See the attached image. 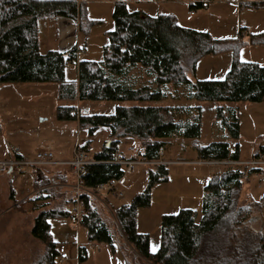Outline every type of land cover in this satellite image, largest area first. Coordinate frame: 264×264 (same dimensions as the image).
Here are the masks:
<instances>
[{
    "label": "trees",
    "instance_id": "trees-1",
    "mask_svg": "<svg viewBox=\"0 0 264 264\" xmlns=\"http://www.w3.org/2000/svg\"><path fill=\"white\" fill-rule=\"evenodd\" d=\"M78 1L0 0V86L56 83L59 100L71 103H157L166 98L162 86L170 84L185 87L189 100L264 102V66L239 60L242 48L264 46V32L245 36L241 30L237 39L215 40L207 32L180 26L173 15L152 17L140 11L131 12L125 3L120 2L114 8L115 29L109 33L103 61L79 60L77 48L68 52L43 53L41 20L73 19L79 22L82 32H87L90 24L86 19L84 0H80L82 3ZM256 1L243 2L240 6L243 9H264V0ZM205 6L198 2L190 4L191 9H204ZM226 52H232L234 60L225 79L192 81L188 78L196 72L202 58ZM69 64L77 66L76 81L67 79ZM138 67L155 79L156 89L148 85L135 87L131 72ZM76 111L75 106H62L57 109V117L61 121L79 122L80 130L91 136L100 128L110 131L109 140L102 148H95L93 154L100 163L85 167L83 181L87 188H97L122 177V168L104 162L112 161L125 141L137 142L136 150L141 158L155 160L166 141L172 138L199 139L202 134V108L117 107L109 116L90 114L80 117L73 115ZM228 111L227 116L219 110L218 119L231 139L238 141L241 133L238 110ZM86 145L93 144L88 142ZM260 152L264 155V149ZM196 153L199 161H241L239 144L231 151L228 142L197 146ZM254 158L255 155L249 160ZM38 172L44 174L45 184H51L55 189L45 190L35 202L47 201L52 192L66 202L64 208L58 210H43L47 204L34 208L40 213L34 220L32 236L45 246V254L34 264H56L59 244L53 241L50 221L70 219L68 206L74 202L71 186L75 176L69 167L38 169L35 175ZM168 172L167 165L150 168L148 189L130 204L118 208L112 204L118 199L107 198L108 209L83 194L81 200L85 211L80 226L87 231L89 241L115 249L122 236L136 256L151 264H264V234L262 229L253 227L257 221L253 210L264 212V198L255 201L250 194L243 195L247 179L262 172L251 167H229L210 180L205 187L200 223L197 222V213L192 210L164 216L161 246L153 254L149 236L137 230V214L139 209L150 206L151 188L166 182ZM248 198L251 202L247 201ZM86 257V249L80 248V262Z\"/></svg>",
    "mask_w": 264,
    "mask_h": 264
},
{
    "label": "rangeland",
    "instance_id": "rangeland-1",
    "mask_svg": "<svg viewBox=\"0 0 264 264\" xmlns=\"http://www.w3.org/2000/svg\"><path fill=\"white\" fill-rule=\"evenodd\" d=\"M84 0L86 19L90 26L82 32L81 59L101 62L104 50L109 44V33L114 31V8L123 2L129 11L145 12L157 17L160 14L176 13L178 23L184 28L207 32L215 40L237 39L242 16H238L239 0H183L155 3L153 0ZM193 2H202L204 9H191ZM193 12V14H192ZM64 18V17H63ZM41 51L53 49L57 24L53 20H41ZM85 45V48L83 47ZM84 49L87 51L85 54ZM233 53L226 52L202 58L194 74L188 75L192 81L223 80L231 69ZM239 60L258 62L264 65V46H247L241 49ZM131 80L135 87L144 85L156 89L155 79L140 67L133 69ZM67 79L76 81L78 70L70 64L66 69ZM166 98L157 103L150 102H83L80 107H87L91 115H112L117 107H192L202 108V134L199 139L172 138L166 141L161 149L163 159L172 162L168 166V180L151 188V204L141 208L137 214V230L150 238V250L157 253L161 246L162 219L164 216L177 215L183 210L197 213L200 223L202 218L205 187L218 173L225 172L229 165L207 164L198 160L196 147L208 146L214 142H228L231 151L239 144L242 160H249L251 151L262 142L264 146V102L263 103H229L202 102L187 99L185 87L174 85L162 86ZM71 102L58 99L56 83H13L0 86V160L8 159L13 152L33 158L43 148H51L57 154L69 156L71 146L77 139L78 131L75 122L61 121L57 109L61 106H72ZM237 109L241 122V133L238 141H233L218 119V111L223 110L228 116L229 109ZM78 111V109H77ZM80 112L82 110H79ZM196 114V113H195ZM110 131L100 128L93 136L87 131L80 133L82 145L91 142L100 149L109 140ZM126 148L137 146L135 141H125ZM137 149V148H136ZM260 152V146L257 147ZM74 158V152L73 156ZM69 159V160H72ZM244 168V167H241ZM56 170V169H55ZM55 170H52L53 172ZM44 174L38 172L33 176L29 170L26 175H0V264H34L45 254V246L32 236L35 218L40 210L37 206L47 204L43 210L64 208L65 200L52 192L47 201L37 200L45 190L55 189L45 184ZM150 168L138 167L127 175L124 188L125 197L112 201L115 208L130 204L133 199L148 189ZM59 179H57L58 181ZM245 183L244 196L251 195L255 201L264 198V181L258 174L251 175ZM54 191V190H53ZM248 202L251 200L248 198ZM247 203V202H245ZM244 204L243 202L241 203ZM107 208L109 206L107 205ZM72 210L68 206V211ZM42 211V210H41ZM111 213V212H110ZM253 227L262 229L264 234V212L253 210ZM53 241L58 245L70 246V260L56 264H151L143 261L127 241L121 236L115 249L107 244L90 242L87 231L71 223L69 218L50 221ZM80 248L86 249V260L80 262ZM155 248V251H153Z\"/></svg>",
    "mask_w": 264,
    "mask_h": 264
},
{
    "label": "built area",
    "instance_id": "built-area-1",
    "mask_svg": "<svg viewBox=\"0 0 264 264\" xmlns=\"http://www.w3.org/2000/svg\"><path fill=\"white\" fill-rule=\"evenodd\" d=\"M165 1L167 0H153V2L155 3ZM248 1L250 0H239V4ZM204 8H206V6ZM87 113V109H84L82 112H80L79 110L74 112L73 115L80 117L81 115ZM95 150L96 149L93 145L87 146L79 143L74 149V158H72V160H58L55 156V153L49 149L39 150L33 158L23 157L18 154L17 150L13 152V155L10 158L0 160V175L11 174L24 176L29 170H31L33 172V176H36L34 172L38 169L69 167L75 176L74 184L73 186H71V188L74 190V202L71 205L72 210L70 221L72 224L80 226L85 211L84 203L81 200V196L83 194L91 196L107 207V198L119 200L125 197L126 193L123 187H125L127 184L126 177L128 174L133 173L138 167L145 166L148 168H155L158 166H169L172 163L164 160L161 153L155 160L143 159L138 156V152L133 146L128 148L129 154L118 150L115 153L114 159L112 161L104 163L113 164L122 168L124 172L122 177L112 179L105 184L99 185L97 188H87L83 181V176L85 175V167L100 163L93 157ZM255 156L256 158L247 161H201V163L211 164L214 162L215 164L217 163L219 165L261 169L262 172L258 175L262 179V181H264V155L261 152H258ZM69 253L70 248L68 245H59L58 261L60 263L69 262Z\"/></svg>",
    "mask_w": 264,
    "mask_h": 264
},
{
    "label": "crops",
    "instance_id": "crops-1",
    "mask_svg": "<svg viewBox=\"0 0 264 264\" xmlns=\"http://www.w3.org/2000/svg\"><path fill=\"white\" fill-rule=\"evenodd\" d=\"M251 1L255 2L256 0H250L248 2H251ZM78 2L82 3L80 0ZM105 2H108L110 4L111 2H114V1L106 0ZM193 3H197V2H193ZM198 3H202V2H198ZM238 9H239L238 12H237L238 16L239 17L242 16L241 17L242 20H241L240 26H243L240 29V32H241V30L244 31L243 33H244L245 36L260 34V33L264 32V9H260V10H255V9H251V8L243 9L241 6ZM160 15H173V16H175L176 13H174L172 11L169 14H160ZM48 20H50V19H48ZM51 20H53V19H51ZM54 21H56V24H57V32H56V36H55L56 37L55 42H57L56 44H58V45H57V47H54L53 49H50V50H46V52H43V53H47L48 51L68 52V51H70L73 48H77L79 51L83 50L82 47H81V45H82L81 37L82 36H81V33H80L81 29H80L79 22L75 21L73 19L63 18V17H59L57 19H54ZM40 37H41V32H40ZM40 43H41V39H40ZM83 47L85 48V45H83ZM84 51H85V54H83V55L85 56L88 53H87V51L85 49H84ZM78 59L82 60L81 59V53L78 54ZM252 63H258V62H252ZM258 64H260V63H258ZM260 65L264 66L262 64H260ZM76 80H78V74H77V79ZM70 81H72V80H70ZM72 104H73L72 106H75L76 109H78V110H82L83 111L84 109H87L88 113L87 114H83V115H90L89 108L80 107L82 105V102L77 101V102L72 103ZM75 125H76V129L78 131V134H77L76 141L71 146V151H70L69 156H65L64 153L57 154L51 148H43V149L52 150L55 153L56 158L58 160H69V159H71L72 156H73V152H74V149H75L76 145L81 143V141H80L81 140L80 139V133L82 132V130H80L79 122L76 121ZM240 125H241V122H240ZM258 146H260V150L264 149V146L262 145V142H260L259 145L256 146V149L251 151V156L252 157L258 153V149H257ZM120 148H121V150L124 153L129 154L128 153V148H126L124 146V143L122 144V146ZM240 151H241V148H240ZM242 158L243 157H242V152H241V159ZM64 245H66V244H64Z\"/></svg>",
    "mask_w": 264,
    "mask_h": 264
},
{
    "label": "snow or ice",
    "instance_id": "snow-or-ice-1",
    "mask_svg": "<svg viewBox=\"0 0 264 264\" xmlns=\"http://www.w3.org/2000/svg\"><path fill=\"white\" fill-rule=\"evenodd\" d=\"M153 251H155V248H153Z\"/></svg>",
    "mask_w": 264,
    "mask_h": 264
}]
</instances>
